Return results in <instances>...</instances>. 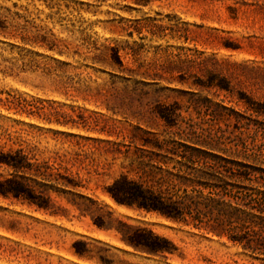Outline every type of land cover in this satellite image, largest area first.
I'll return each instance as SVG.
<instances>
[{"label": "rangeland", "instance_id": "rangeland-1", "mask_svg": "<svg viewBox=\"0 0 264 264\" xmlns=\"http://www.w3.org/2000/svg\"><path fill=\"white\" fill-rule=\"evenodd\" d=\"M0 21L10 29L0 33V99L33 104L0 102V161L22 151L49 175H13L0 163V182L23 175L51 207L0 194V264H264L225 236L111 195L122 174L138 179L131 171L158 153L147 141L164 144L153 158L169 170L177 159L162 156L180 143L217 145L264 168V0H0ZM15 27L70 52L25 46L9 34ZM62 176L77 186L65 188ZM124 224L168 238L173 252L133 249Z\"/></svg>", "mask_w": 264, "mask_h": 264}, {"label": "trees", "instance_id": "trees-1", "mask_svg": "<svg viewBox=\"0 0 264 264\" xmlns=\"http://www.w3.org/2000/svg\"><path fill=\"white\" fill-rule=\"evenodd\" d=\"M14 29L18 34L12 35V32L9 34L12 37L19 36L25 46H40L50 51H57L59 54L70 52L69 47L62 49L55 41H50L44 35L29 36L26 27ZM9 30L6 21H0V33L6 36ZM112 59L123 67L119 51L113 50ZM87 60V58L83 59L84 62ZM62 84L66 89L74 88L75 91H79L67 83ZM3 101L9 105H16L22 110L33 108V104L15 97L0 99V102ZM155 111L163 120L171 122L172 113L167 107L157 104ZM142 146L156 149L158 153L152 151L151 156L144 161L141 168L131 171L139 176L138 179L122 174L114 182L111 195L117 203L147 213L158 214L167 220L203 230L220 239L225 236L245 251L264 256V224H262L264 222V168L246 160L222 156L217 153L220 150L217 149V145L189 146L180 143L178 147L173 145L172 149L166 151L167 155L162 156L166 159L171 155V160L177 159L179 166L169 170L157 166L162 161L156 162L153 158L161 156L160 153L165 150L164 144L157 141L152 144L147 141ZM182 147L183 153L178 151ZM188 151L190 153H187ZM0 163L12 170L13 175L32 172L36 177H42L43 181H48L49 175L42 172L39 166L30 163L22 151L2 156ZM162 163L167 164L166 161ZM23 177L22 175V179L19 180L14 176L0 182V194L4 197L23 198L37 205L40 210L50 211L49 198L35 195L34 190L28 185L27 177ZM61 178L64 180L62 184L65 188L77 186L73 179L67 176ZM124 228L122 240L137 251L149 255L173 252V243L151 229L126 224Z\"/></svg>", "mask_w": 264, "mask_h": 264}]
</instances>
